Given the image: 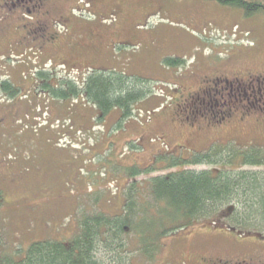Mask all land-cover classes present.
<instances>
[{
  "label": "rangeland",
  "instance_id": "374dc122",
  "mask_svg": "<svg viewBox=\"0 0 264 264\" xmlns=\"http://www.w3.org/2000/svg\"><path fill=\"white\" fill-rule=\"evenodd\" d=\"M7 1L14 2L0 4ZM243 1L253 5L248 14L218 0H47L52 18H63L52 26L60 37L56 50H38L37 41L24 52L6 53L1 39L0 256L18 260L33 243H67L84 216L120 215L132 185L137 201H149L143 190L152 178L213 168H167L172 162H191L211 151L264 149L261 130L253 133L251 124L239 125L236 118L221 131L192 132L175 121L181 98L196 91L200 77L264 74V0ZM91 69L146 81L152 94L121 120L116 109L101 114L76 100L48 97L37 79L43 73L78 80ZM1 86L17 92L10 97ZM243 170L264 174V167ZM138 171L143 173L132 176ZM207 221L231 226L224 214ZM204 222L161 239L152 262L124 235L127 252L99 243L95 259L189 264L191 253L232 257L242 251L234 247L257 240Z\"/></svg>",
  "mask_w": 264,
  "mask_h": 264
},
{
  "label": "trees",
  "instance_id": "16d2710c",
  "mask_svg": "<svg viewBox=\"0 0 264 264\" xmlns=\"http://www.w3.org/2000/svg\"><path fill=\"white\" fill-rule=\"evenodd\" d=\"M218 2L242 8L246 14L253 7L243 0ZM37 79L48 97L76 100L95 107L101 114L116 109L121 120L131 118L136 104L152 94L146 81L115 71L91 69L78 80L56 79L39 73ZM4 86H1L4 93L10 97L16 94L15 89ZM181 165L213 168L200 172L182 169L152 178L142 189L150 197L149 201H137L138 193L132 185L120 215L84 216L78 221L77 234L69 242L33 243L21 259H9L2 254L0 264H98L97 244H110L127 252L129 241L136 243L141 258L152 262L160 250L161 239L200 221L210 223L206 226L215 225L216 222L207 220L219 218L221 214L230 219L228 228L239 236L264 237V174L259 178V174L243 170L264 167V149L253 146L234 153L211 151L191 162H172L167 168ZM139 172L142 171L132 176ZM235 202L233 210L230 205ZM123 235L127 236L128 245L121 239Z\"/></svg>",
  "mask_w": 264,
  "mask_h": 264
},
{
  "label": "flooded vegetation",
  "instance_id": "af4514ba",
  "mask_svg": "<svg viewBox=\"0 0 264 264\" xmlns=\"http://www.w3.org/2000/svg\"><path fill=\"white\" fill-rule=\"evenodd\" d=\"M13 1L0 4V41L2 39L4 52L14 53L21 50L24 52L29 49L28 45H31L30 48L35 47L37 41L39 42L36 46L38 50H56L59 47L60 37L58 31H54L52 26L63 18H52L53 11L51 12L47 7V0ZM259 6L264 8V3ZM25 18L29 19L30 23H24ZM67 48L70 49L69 42ZM195 90L186 93L178 104L180 109L175 115V121L179 124L186 125L192 132L193 130L201 131L202 128L221 131L236 118L239 125L251 124L253 133L258 127L261 130L260 134L264 136V74L249 73L233 77L232 80L215 74L207 75L200 77ZM253 133L249 134L250 137L255 136ZM208 227L234 232L231 228L218 227L216 224ZM248 236L257 240L245 246L234 247V250H242L237 252V255L215 257L191 253L187 256L186 262L189 264H264V237Z\"/></svg>",
  "mask_w": 264,
  "mask_h": 264
},
{
  "label": "crops",
  "instance_id": "0c3cea01",
  "mask_svg": "<svg viewBox=\"0 0 264 264\" xmlns=\"http://www.w3.org/2000/svg\"><path fill=\"white\" fill-rule=\"evenodd\" d=\"M160 108V107H159ZM154 110V109H153Z\"/></svg>",
  "mask_w": 264,
  "mask_h": 264
}]
</instances>
